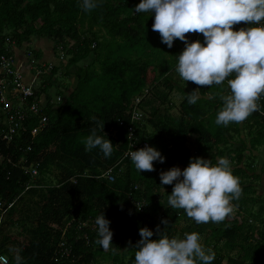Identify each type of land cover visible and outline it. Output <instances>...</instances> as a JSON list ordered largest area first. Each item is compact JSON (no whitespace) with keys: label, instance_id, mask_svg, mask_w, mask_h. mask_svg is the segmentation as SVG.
Returning <instances> with one entry per match:
<instances>
[{"label":"trees","instance_id":"1","mask_svg":"<svg viewBox=\"0 0 264 264\" xmlns=\"http://www.w3.org/2000/svg\"><path fill=\"white\" fill-rule=\"evenodd\" d=\"M139 3L97 0L98 6L86 12L82 0H0V57L12 53L14 45L21 48L32 36L51 40L54 55L63 44L68 56L66 64L59 60L41 75L40 91L25 98L30 105L41 91L45 93L47 104L39 112L47 116L44 129L32 136L40 116L29 106L24 125L13 132L0 117V200L4 208L0 210V254H6L10 264H16L17 252L21 264H64L54 259L61 239L76 253L74 264H94L97 252L110 255L114 264H135L139 230L147 227L154 233L152 239H157L158 225L169 238L199 233L205 249L215 253L212 264H264V191L260 194L256 186V181L264 183V164L255 160L256 151L264 149V115L257 111L242 123L217 125L215 119L223 107L220 96L230 94L227 81L211 87L196 85L199 99L190 105L187 94L194 88L172 83L185 44L177 39L168 48L162 43L159 33L152 30L154 13L135 12ZM242 27L248 25H235L234 30ZM200 41L204 42L202 34ZM26 48L28 61L51 60L42 58L41 49ZM89 57L90 62L80 63ZM149 85L151 92L141 105L144 113L135 123L136 131L165 160L155 161L152 172H139L130 157H123L124 130L131 123L135 97ZM175 87L183 93L176 114L170 95ZM260 109L264 110V99ZM121 120L123 126H119ZM99 124H104V132ZM113 127L121 130L118 139L110 133ZM93 129L113 143L110 157L99 148L85 151L83 141ZM188 142L194 145L191 152ZM194 157L209 159L213 165L220 157L230 161L242 188L241 197L232 201V218L197 224L183 209L168 204L174 185H161V171L183 170ZM112 166L114 181L99 177ZM130 195L138 202L145 199L146 207L137 210ZM102 213L113 232L107 251L96 243L97 231L78 228ZM73 215L76 221L64 230V221ZM164 219L167 225L161 223ZM28 222L30 227L12 232ZM86 233L91 245L78 239Z\"/></svg>","mask_w":264,"mask_h":264},{"label":"clouds","instance_id":"2","mask_svg":"<svg viewBox=\"0 0 264 264\" xmlns=\"http://www.w3.org/2000/svg\"><path fill=\"white\" fill-rule=\"evenodd\" d=\"M97 6V0H82L81 7L86 12ZM135 12L154 13L152 30L159 33L161 42L168 48L177 39L185 44L176 68L183 81L201 87L227 81L230 94L220 96L223 107L217 113V125L242 123L261 110L264 0H140ZM241 23L248 27L234 30ZM187 34H202L204 42H189ZM198 89L187 94L190 105L199 99ZM98 127L104 132V124ZM83 142L86 152L99 148L105 157L112 155L113 143L97 135L96 129ZM129 155L139 172H152L155 161L164 163L165 160L158 150L147 145ZM160 181L161 185H174L168 204L174 209H183L197 224L221 223L232 218L235 212L232 201L242 195L239 178L233 175L230 161L225 157H220L215 165L202 157L190 158L183 170L172 167L161 171ZM136 207L141 208L137 204ZM95 223L100 237L96 243L107 251L113 238L110 221L102 213ZM161 223L167 225L168 220ZM156 234L159 238L152 239V230L147 227L139 230L141 239L134 246L135 264H197L198 261L212 264L215 259V253L205 249L197 232L185 233L182 239L169 238L158 225ZM21 261L17 252L15 262L21 264Z\"/></svg>","mask_w":264,"mask_h":264},{"label":"built area","instance_id":"3","mask_svg":"<svg viewBox=\"0 0 264 264\" xmlns=\"http://www.w3.org/2000/svg\"><path fill=\"white\" fill-rule=\"evenodd\" d=\"M200 37L201 34H190L188 41L189 42L196 40L200 41ZM14 46L11 49L13 50L14 53L12 52L8 55L3 54L0 57V67L4 69V71L2 72L3 75L0 78V112H1L0 117H2L1 120L3 121V123L9 125L10 131L13 132L16 130L18 126L24 125L22 119H25L27 113L26 107L29 106L30 110L34 114L40 116V124L34 127L31 131L32 136H35L39 131L44 129L46 126L47 116L45 114L43 115L39 114V112L41 110L40 107L46 106L47 99L46 97L44 98L43 95H40L41 94L40 93L37 100L34 103L28 105L25 102V98L28 96H32L37 92L36 86L39 83V81L42 79L41 75L45 72H48L50 69H52L54 65H56L55 62H57V60L55 58H58L59 60H64L66 57V53L64 50V45L61 44L58 46V54L53 55L51 57V60H48L47 62L41 60L29 61L30 66L26 71V69L22 68L23 63H19L17 60V55ZM34 62L36 63V65H33ZM40 64L41 66L37 67V65ZM28 73H31L33 78L28 77ZM150 90H151L150 86H147L145 87L142 94L137 95L135 97V100L133 102L131 123H129L128 127H125L124 130V133L126 134L127 146L124 149L123 157H130L129 154L131 151H135L140 148H143L145 147V145L151 146V143L148 139L140 138V135L136 131L137 128L135 125V123L139 122L142 119L144 110L141 105L144 102V100L148 97ZM58 98L59 100H61V97L58 96ZM263 99L264 97L262 96L259 100L260 105L262 104ZM50 103H53V100ZM260 113L264 115V110H260ZM123 125H124V120H121L119 126H123ZM120 132L121 130L119 127H113L110 133L112 136L118 139L120 136ZM11 137L12 136L10 135V138ZM114 167L115 166L109 167L99 177H104L107 178L109 181H114L115 180ZM33 171L34 173H37V170H33ZM72 180L76 182V178H73ZM138 188L139 185H136L135 189ZM131 199L135 205L137 204L138 206H141L139 210L142 211L146 207L145 199L141 202H138L136 199L133 198ZM0 210L1 212L4 210L1 200H0ZM74 221H76V215H73L70 219L64 221L65 225L63 229L67 230V228L70 227ZM54 225L55 227H58V225L56 224ZM83 227L84 229L85 228L90 229L92 232L94 231L98 232V226L96 225L95 221L85 220L78 226L79 229H83ZM81 238L84 239L87 245L92 244L90 234L86 233L83 236L79 237L78 239ZM76 257H77L76 253L73 251L72 247L66 245V241L64 239H61L57 243V248L54 255L55 261L64 262V264H74ZM0 264H10V258L6 254H0Z\"/></svg>","mask_w":264,"mask_h":264},{"label":"rangeland","instance_id":"4","mask_svg":"<svg viewBox=\"0 0 264 264\" xmlns=\"http://www.w3.org/2000/svg\"><path fill=\"white\" fill-rule=\"evenodd\" d=\"M74 41H72L71 40V43H73ZM45 43H46V45L48 46V47H46V46H44L45 45ZM41 44H44V45H41ZM26 46H30V49H31V51L34 49H41V52H42V55L44 54V51H45V48H48V50L53 46V42L50 40V41H48V39L47 38H40V37H36V36H32V38H31V40L30 41H27V42H25V44L20 48V49H22L24 52L26 51V53H27V49H29V48H26ZM47 50V49H46ZM28 54V53H27ZM54 54L53 53H51L50 54V59H51V56H53ZM48 57V56H47ZM56 60H57V62L58 63H60V61H59V59L58 58H55ZM67 59H68V56L66 55V57H65V59L64 60H62V64H66L67 63ZM92 59L89 57V58H87V59H85V60H83V61H81L80 63L81 64H84V62L85 63H88V62H90ZM177 68V67H176ZM176 68L174 69V71L172 72V74H173V84L174 85H178V86H181V87H183V89H187V90H190V89H192V88H194V90H196L197 89V86L194 84V83H192V82H185V81H183L181 78H180V76H179V74L176 72ZM24 69H26V71L28 70V68H24ZM4 71V69L3 68H1L0 67V73H1V75L0 76H2L3 74H2V72ZM72 71H74L73 69H72ZM28 77H32V75H31V73H28ZM33 78V77H32ZM71 79H73L74 80V77L72 76L71 77ZM179 82H177V81ZM37 83H38V81H37ZM182 89H178L177 87H175L174 88V90H172L171 92H170V95H171V98H172V100H173V102L175 103L174 104V108L172 109V112L173 113H178V107H179V103H180V101L182 100V98H183V93H182V91H181ZM151 92V91H150ZM150 92H149V94H150ZM188 144V149H189V152H191V150L193 149V144H191L190 142H188L187 143ZM256 153H258L257 155H259V156H257L256 157V162L258 161V162H260V163H262V165L264 164V149H262L261 148V150L260 151H256ZM255 158V157H254ZM262 161V162H261ZM262 165L260 166V168H259V170L262 168ZM37 174V173H36ZM258 184L256 185L257 187H258V189H259V192H260V194L261 193H263V191H264V183L262 182V181H256ZM264 195V194H263ZM262 195V196H263ZM259 207H258V205H256V210L258 209ZM32 219H34L33 217H32ZM32 225V223L31 222H28V223H24V224H22V225H20V226H18V227H16V228H13V230H12V232H16V230L17 229H22V226H25V227H30ZM182 223L180 224V227H182ZM201 243H202V245L204 246V240L203 239H201ZM236 252V251H235ZM234 252V250L232 251V254H234L235 253ZM96 262L94 263V264H114V263H112V257L110 256V255H107V254H105L104 252H103V254L101 253V252H97V257H96Z\"/></svg>","mask_w":264,"mask_h":264},{"label":"crops","instance_id":"5","mask_svg":"<svg viewBox=\"0 0 264 264\" xmlns=\"http://www.w3.org/2000/svg\"><path fill=\"white\" fill-rule=\"evenodd\" d=\"M41 45H44V44H41ZM44 46H46V47H48L47 45H46V43H45V45ZM14 49H15V52H16V55H17V60H18V62L19 63H23V66H22V68H28L29 66H30V62L28 61V55H27V53H26V51L24 52L22 49H20L19 47H16V46H14ZM40 49V48H39ZM47 49V50H46ZM51 49H52V47L48 50V48H45V51H44V54L42 55V58H50L49 56H50V54H51ZM48 56V57H47ZM52 57V56H51ZM0 75H1V73H0ZM2 76H0V78H1ZM42 80L43 79H41L40 81H39V83L37 84V86H36V90L38 91H40V85H42ZM41 94L40 95H43L44 96V98H45V93L43 92V91H41L40 92ZM149 96V95H148ZM17 101V100H16ZM26 107V106H25ZM262 162V161H261Z\"/></svg>","mask_w":264,"mask_h":264}]
</instances>
